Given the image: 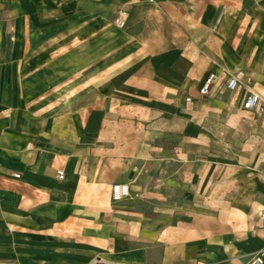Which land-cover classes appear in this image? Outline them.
<instances>
[{
    "label": "crops",
    "instance_id": "0c3cea01",
    "mask_svg": "<svg viewBox=\"0 0 264 264\" xmlns=\"http://www.w3.org/2000/svg\"><path fill=\"white\" fill-rule=\"evenodd\" d=\"M240 71L264 100V0H0V264H264Z\"/></svg>",
    "mask_w": 264,
    "mask_h": 264
},
{
    "label": "built area",
    "instance_id": "2783aa9c",
    "mask_svg": "<svg viewBox=\"0 0 264 264\" xmlns=\"http://www.w3.org/2000/svg\"><path fill=\"white\" fill-rule=\"evenodd\" d=\"M116 24L119 28H122L124 27L125 23L123 19H118ZM244 77L245 74L241 71L236 74H228L226 89L230 92H235L241 86H244L246 90H248V95L246 96L245 100L242 103L243 109L246 111H254L260 114L264 113V100L262 99V96L259 93L252 91L249 88V86L243 82ZM215 79L216 78L214 75H211L209 76V78H207L201 89V92L203 94H208L212 90ZM58 175L59 178H63L64 176L62 171H59ZM129 195H130V191L128 184H116L112 187V196H113V200L115 201L122 200L128 197ZM248 264H263L262 255L260 254L255 255L249 261Z\"/></svg>",
    "mask_w": 264,
    "mask_h": 264
},
{
    "label": "rangeland",
    "instance_id": "374dc122",
    "mask_svg": "<svg viewBox=\"0 0 264 264\" xmlns=\"http://www.w3.org/2000/svg\"><path fill=\"white\" fill-rule=\"evenodd\" d=\"M229 95H232V94L230 93ZM237 119H239L240 121L243 120V122L248 125L249 131L248 133H242L240 131L241 130L240 128L238 131L239 132L238 136L237 135L233 136L234 143L239 144V142L243 141V139L245 138L255 139V137H257L258 129L261 127V124L263 123L262 122L263 118H261L260 116H257L256 114L244 112L243 110H241L240 117H238ZM233 151H234V154H237L238 149L235 148ZM218 152H220V150H218Z\"/></svg>",
    "mask_w": 264,
    "mask_h": 264
}]
</instances>
